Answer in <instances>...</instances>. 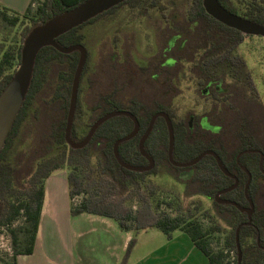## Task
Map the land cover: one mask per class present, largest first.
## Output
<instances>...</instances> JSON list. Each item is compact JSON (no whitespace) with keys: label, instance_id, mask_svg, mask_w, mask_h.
Returning a JSON list of instances; mask_svg holds the SVG:
<instances>
[{"label":"trees","instance_id":"16d2710c","mask_svg":"<svg viewBox=\"0 0 264 264\" xmlns=\"http://www.w3.org/2000/svg\"><path fill=\"white\" fill-rule=\"evenodd\" d=\"M85 1L87 0H34L24 13L0 5V24L4 28L13 29L26 21L32 24L25 31L19 46L6 49L4 44L0 46V93L9 83L16 66L20 63L22 42L31 30ZM145 1L128 0L87 24L60 36L56 39V43L63 47L84 46L81 30L85 26L113 14L122 6L138 7ZM218 2L230 13L264 26V0H259V3L247 10L244 15L237 13L231 0H218ZM185 17L179 24L182 58L191 57L201 47H209L212 57L216 54L219 56L213 58L211 64L204 67V71L210 72V67L224 60L236 64L238 59L232 54L247 36L207 15L203 0H192L191 9ZM164 36L167 37V32ZM78 60L79 53L64 55L52 47L42 49L37 56L34 76L26 100L0 153V229L10 232L13 244V255L8 258L0 252V263L17 264L18 256L31 255L34 252L47 179L65 166L87 167L89 151L93 149L98 154L95 173L85 177L76 171L67 173L72 217L91 214L112 219L119 229L126 233L138 234L156 229L168 240L172 239L175 232H182L207 257L210 264H264V159L262 166H260L259 154L243 155L239 163L236 160L237 156L246 150L259 151L264 156V106L261 103L256 104V107L247 103L242 104L237 96L227 105L226 99L220 96L219 104L213 110L219 114H215L211 121L216 124L217 129L212 133L202 129L198 122L194 123L189 117L175 121L171 108H168L166 103L156 111L143 105L128 109L137 117L140 133L136 138L120 145L119 155L125 163L140 167L147 165L146 159L139 152V141L148 127L151 116L155 112L162 111L170 116L173 123L176 162L187 163L202 152L212 150L219 156L223 166L238 179L237 188L224 195L223 199L248 208L249 203L245 194L248 176L243 172L242 167L250 172L252 181L247 195L254 205L251 225H243L248 222L247 214L241 213L233 206L215 203L219 217L233 229L225 242V249L215 252L209 243L210 233L203 230L202 225L193 218L189 210L171 215L154 208L151 200L154 194L153 187H147L148 193L138 194L137 206L127 205L123 197V192L129 184L134 186L140 178L155 172L162 163H166L173 171L192 173L185 180L189 195H204L214 199L216 194L234 184L233 179L226 177L219 170L212 156L205 157L190 168L172 166L168 160L169 139L163 119L156 122L145 143V152L156 164L154 171L151 172L136 173L121 169L114 157V144L133 130V123L125 117L115 118L103 124L85 148L80 150L69 148L65 141V129ZM86 70L87 64L81 82ZM109 73V61L105 60L101 63L99 74L94 75L90 80L89 96L92 98L88 104L91 113L90 128L102 116L124 107L122 102L110 101ZM250 86L256 99L252 81ZM81 114L79 88L74 121L79 119ZM84 138L85 136L77 138L73 124L74 142H81ZM19 219H23L22 227L18 231L13 230ZM239 227V245L242 253L240 263L236 243V231ZM217 230L220 228L217 227ZM248 239H251V242H248ZM133 245L134 239L129 242L127 252H130ZM231 254H234L232 260H230ZM125 262L126 259L121 264Z\"/></svg>","mask_w":264,"mask_h":264},{"label":"rangeland","instance_id":"374dc122","mask_svg":"<svg viewBox=\"0 0 264 264\" xmlns=\"http://www.w3.org/2000/svg\"><path fill=\"white\" fill-rule=\"evenodd\" d=\"M231 1L239 15H244L247 10L259 3V0ZM191 5L192 0H146L136 8L121 7L113 14L107 15L81 30V34L84 36L83 44L88 52V61L86 73L80 83L82 114L79 119L74 121L78 139L86 136L90 130L89 117L91 113L88 109V104L92 100L89 96L90 80L94 75L99 74L101 63L105 62L103 54L109 50L110 46L114 45L115 38H118L119 42L118 46H114L119 51L123 38L132 36L135 45V60L140 64H145L157 51L154 24L163 21L164 16L170 15L174 10L187 14ZM31 25L29 21H26L13 29H6L0 24V46L4 44L5 49L19 46L25 31ZM232 55L238 59L236 64L223 61L211 67L207 74L212 73L214 79H222L225 84L238 87L248 97L252 93L250 81L254 82L259 94V101L264 106V38L247 36ZM17 67L18 65L16 69ZM189 69L190 66L184 63V72L180 79V95L172 105L175 121L191 116L200 118L214 104L212 98L206 97L202 93L203 83H200ZM88 160L87 167L65 166L54 175L64 179V173L74 171L82 177L95 173L98 166V154L93 149L89 151ZM191 174L188 171H173L166 163H162L155 172L140 178L134 186L129 184L123 192V197L126 199L127 205L137 206L138 194L148 193L147 187H153L154 194L151 196V200L154 208L171 215L189 210L193 218L202 225L203 230L210 233L208 235L209 243L215 252H219L225 249V242L233 229L219 217L213 197L189 195L185 180ZM68 203L71 208L70 196ZM22 225L23 219H19L13 230L18 231ZM217 227L220 230H217ZM7 232L10 234L9 231ZM132 239H134V245L130 252H127V245L121 263L126 259L125 264H127L131 256L135 258V256L153 253L162 245V242L167 240V237L159 230L150 229L132 234L128 244ZM248 242H251V239H248ZM233 257L234 254H231L230 260ZM2 260L4 259L2 258ZM4 261L7 262V260Z\"/></svg>","mask_w":264,"mask_h":264},{"label":"water","instance_id":"95a60500","mask_svg":"<svg viewBox=\"0 0 264 264\" xmlns=\"http://www.w3.org/2000/svg\"><path fill=\"white\" fill-rule=\"evenodd\" d=\"M128 0H87L80 4L76 8L53 17L44 24H41L26 36L22 44L21 59L20 63L13 74L11 80L6 85L4 90L0 93V153L5 147L6 139L9 132L11 131L13 124L23 107L26 100V96L29 92L31 82L34 76V69L36 65V60L39 52L47 47L54 48L57 52L64 55H71L74 53H79L78 64L74 73L69 112L67 117V124L65 129V141L69 148L72 150H80L85 148L92 138L94 137L97 130L106 122L119 118H128L133 123V130L130 134L124 138L118 140L114 144L113 153L116 161L118 162L121 169H125L136 173L151 172L155 167L154 160L145 152V143L154 128L156 121L162 118L167 126L168 131V160L170 164L176 168H190L197 165L201 160L207 156H212L219 168V170L228 178L234 180V184L220 191L214 197V202L219 205L233 206L243 214H247L248 222L243 224L244 226L251 225L252 215L254 213V205L252 201L248 198L247 191L252 181V176L250 172L242 167L243 172L248 176V180L245 186V194L247 201L249 203L248 208L241 207L237 203L223 199L222 196L227 193L232 192L238 186V179L232 175L222 164L219 156L212 150H206L197 156L194 160L187 163H179L174 160V128L170 117L164 113L160 112L155 114L149 123V126L139 141V152L147 161L148 165L145 167L132 166L125 163L119 155V146L123 143L129 142L134 139L140 130V124L138 119L131 113L127 111H113L101 118H99L90 128L89 132L81 142H74L72 139V128L74 124V118L76 115L79 86L81 78L84 72V68L87 63L88 52L86 48L82 45H74L69 47H63L56 43V39L62 35L69 33L70 31L79 28L93 19L98 18L100 15L109 12L115 7L120 6ZM203 7L207 15L212 17L217 22L223 24L224 26L234 29L244 36H256L264 38V26L256 24L250 20L242 18L238 15H234L223 8L218 0H203ZM247 154H259L260 155V166H262L264 156L259 151L246 150L241 152L237 156V162L239 163L240 158ZM239 233L240 227L236 231V243L238 248V261L240 263L242 253L239 245Z\"/></svg>","mask_w":264,"mask_h":264},{"label":"crops","instance_id":"0c3cea01","mask_svg":"<svg viewBox=\"0 0 264 264\" xmlns=\"http://www.w3.org/2000/svg\"><path fill=\"white\" fill-rule=\"evenodd\" d=\"M33 1L0 0V4L24 13ZM54 173L46 181L34 252L18 256L17 264H120L134 233L121 231L112 219L91 214L72 217L67 173L64 179ZM127 264L210 263L186 234L175 232L153 253L131 256Z\"/></svg>","mask_w":264,"mask_h":264},{"label":"flooded vegetation","instance_id":"af4514ba","mask_svg":"<svg viewBox=\"0 0 264 264\" xmlns=\"http://www.w3.org/2000/svg\"><path fill=\"white\" fill-rule=\"evenodd\" d=\"M126 6L131 7L130 5L122 7ZM184 15L186 16V14ZM184 15L174 10L170 15L164 16L163 21L154 24L156 30L155 44L157 51L156 54L150 57L148 62L145 64H140L135 60V45L132 36H126L123 38V43L121 44L119 51L115 49V46H118L119 42L118 38H115V46H110L109 50L103 54L104 59L109 61L110 101L116 103L122 102L124 104L123 109H115L113 111L127 112H130L128 109H132L134 107L138 108L139 106L142 107V105L145 108H150L152 111H156L162 108L164 103H166L168 104V108H171L170 111L173 117H175L172 111V105L175 99L180 95V79L182 73L184 72V63H186L190 66L189 70L191 73H193L200 83H203L202 85L204 86V89L202 90V93L206 97L212 98L214 103L212 104L210 110L200 116V118L191 115L189 118L194 123L198 122L201 128L205 131L212 133L217 129L216 124L211 121L215 114H219V112L213 110L215 106L219 104V100L221 99L220 96L226 99L225 104L227 105L231 99L237 96V99L242 102V104L247 103V105L256 107V104L260 103L259 94L254 82V90L256 91L257 96L256 99L251 86L252 93L248 97L247 95H244L238 87L225 84L222 79H214L212 73L207 74L208 71H204V67H206L207 64L210 65L211 60L213 58L216 59L219 56V54H216V57H212L209 47H201L197 49L191 57H181L179 24L186 18ZM166 32L167 37L165 38L164 35ZM102 82H104V80H102ZM234 93H237V95ZM160 112H155L151 118Z\"/></svg>","mask_w":264,"mask_h":264},{"label":"built area","instance_id":"2783aa9c","mask_svg":"<svg viewBox=\"0 0 264 264\" xmlns=\"http://www.w3.org/2000/svg\"><path fill=\"white\" fill-rule=\"evenodd\" d=\"M0 252L3 256L13 255L12 237L6 229H0Z\"/></svg>","mask_w":264,"mask_h":264}]
</instances>
